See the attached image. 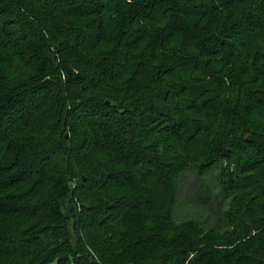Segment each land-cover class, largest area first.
I'll return each instance as SVG.
<instances>
[{"label":"trees","instance_id":"obj_1","mask_svg":"<svg viewBox=\"0 0 264 264\" xmlns=\"http://www.w3.org/2000/svg\"><path fill=\"white\" fill-rule=\"evenodd\" d=\"M0 264H264V0H0Z\"/></svg>","mask_w":264,"mask_h":264},{"label":"rangeland","instance_id":"obj_2","mask_svg":"<svg viewBox=\"0 0 264 264\" xmlns=\"http://www.w3.org/2000/svg\"><path fill=\"white\" fill-rule=\"evenodd\" d=\"M215 175L212 172L198 180L194 169H187L182 174L181 198L176 211L180 219L192 218L198 222L203 220V224L211 228L223 225L222 212L228 200L221 195L218 185L214 184Z\"/></svg>","mask_w":264,"mask_h":264},{"label":"water","instance_id":"obj_3","mask_svg":"<svg viewBox=\"0 0 264 264\" xmlns=\"http://www.w3.org/2000/svg\"><path fill=\"white\" fill-rule=\"evenodd\" d=\"M105 102L109 103L108 100H106Z\"/></svg>","mask_w":264,"mask_h":264}]
</instances>
